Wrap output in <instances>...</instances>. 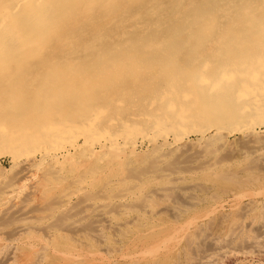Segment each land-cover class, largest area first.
I'll return each mask as SVG.
<instances>
[{"label": "bare ground", "instance_id": "bare-ground-1", "mask_svg": "<svg viewBox=\"0 0 264 264\" xmlns=\"http://www.w3.org/2000/svg\"><path fill=\"white\" fill-rule=\"evenodd\" d=\"M137 1L139 0H0V98H7L8 101L7 107L4 106L7 108L4 111H8L6 112L7 116L0 119V155L9 158L10 171L15 173L13 181L7 182L6 180V184L0 182L2 184L0 186V206L5 205V202L13 194L16 195L15 191L22 186L27 178H31L35 179L32 182H35L37 193H39L38 201L42 207L44 204L50 203L46 209L39 205V212L43 214L39 213L42 216L41 218L38 216L40 222L47 223L56 214L61 212L67 214L72 208L78 207L77 210L75 209L76 212L72 211L74 214L71 216L76 218L78 214L87 213L85 214L87 217L88 213H94L100 222L110 225L116 218L119 220L118 217L124 218L135 213L137 216H141L149 213V211L148 213L147 210L145 211L144 207L139 210L141 207L133 206L135 205L133 202L135 203L139 198L142 201L146 196H142L140 193L144 179L146 182L155 179L179 182L184 179L182 176H184L185 170L181 169L182 166L178 170H174L175 168L171 169L167 164L173 154H175L174 158L176 155L181 156L175 152L179 149L182 150L187 145L186 140L189 136H194L198 145L204 141L206 145L201 142L204 144L203 146H208L211 140L222 144L226 137L235 136L244 140L247 135L249 137L251 136L249 134L252 133L258 140L255 141L253 138L252 141L251 136L249 142L252 141L253 145L250 144V146L245 142L248 139H245L242 146H245L246 143L249 146L248 150L239 148L238 144L236 147L245 151L240 155H244L246 158L253 157L255 160L254 158L264 157V137H262L264 134H259V130H264V0H225V4L219 7H215L212 3L204 6L194 3L195 8L187 19L182 20L183 24L179 23L172 27L171 32L168 33L170 41L165 44L137 42L139 38L135 39V42L131 40L124 42L123 37L120 36L132 28L138 30V37L145 35V30L141 27L144 24L140 25L136 20L137 13H133L135 15H125L124 13L128 6L130 7ZM212 7L215 9L212 10ZM140 11L142 12L143 9ZM118 15L121 17L118 18ZM174 17L172 16V18ZM84 22L90 27L89 33L92 35L91 40H94V44L103 43L105 37L102 33L105 34L111 29L120 27L119 29L123 32L119 35L120 37L118 36L119 41L114 46L118 52L105 54L96 50L99 53H95L92 50L93 42H90L91 44H76V34L79 33V28ZM165 22L167 21L165 20ZM98 23L102 28L101 32L95 30ZM158 25L159 23L156 25L157 27L154 26L155 30L159 29ZM66 31L69 35L66 34ZM179 37H187L192 43L184 44L179 40ZM114 38L116 39L117 35ZM203 38L205 39L203 44L193 42ZM111 46L113 47V45ZM59 47L64 52L63 55L66 56L64 60H60L62 62L54 59V55L59 52ZM191 48L197 49V55L193 59H188L185 56V50ZM136 51L142 52V54L135 55L138 54ZM161 51L162 55H154ZM231 53L236 55L231 63L234 65L233 68L228 67L217 75H211L218 66L220 54L223 56V54L230 55ZM82 54L85 55L84 65L82 61H77V56ZM49 56L50 58H48ZM37 59L41 61L38 62L41 63L40 68L27 73L28 69L34 67L29 62H34ZM5 72L7 73L4 74ZM7 74H9L8 78L6 77L7 79L4 80ZM22 98H26V100L27 98H41L39 111L42 114L38 116L39 114L26 112L21 108L23 104L19 103L20 100H23ZM124 98H140L137 104L133 102L137 105L138 112L133 113L127 121L114 119L111 112L122 108L123 103L126 102ZM136 105L133 106L136 107ZM67 112L72 114L67 115ZM242 139L240 140L243 142ZM143 146L146 147L145 150ZM188 150L183 149L181 154L188 153ZM196 150L201 151L200 147ZM208 153H204V155H208ZM141 157L153 159L155 163L149 162L157 164L155 172V169L149 168L151 165L145 168L143 179L137 177V173L136 176H133L134 172H130L141 165L140 162L144 160H141ZM189 160L193 161V159ZM213 160L209 161L213 162ZM188 161L185 163H189ZM172 162H174L173 158ZM213 165H215L214 162ZM166 166L170 168L167 169ZM204 168L201 165L200 169ZM220 170H218L219 173ZM127 172H130L132 176ZM141 172L138 176L141 175ZM6 175L7 173L0 172V179L6 178ZM91 175H96L100 180L103 175L107 176V178L105 177L106 181L110 186L114 184L117 192L111 191L113 196L106 194L113 187L110 189L106 183L107 189L108 187L109 189L105 191V180L100 182L94 180L93 183ZM24 186L26 187V185ZM187 187L186 189H189ZM168 188L162 190L168 191ZM144 190L146 189L143 188ZM155 190L152 192H156ZM182 191H184L183 188ZM150 192L147 195H151ZM21 194L23 193L21 192ZM182 195L184 196V194ZM14 197L11 198L14 199ZM130 203L132 207L129 205ZM13 204L8 205L13 206ZM20 204L17 205L19 209L22 206ZM24 206L26 208V205ZM129 206L130 208L127 209ZM10 209L12 208L10 207ZM114 211L116 213L112 216ZM26 212L29 214L30 211ZM72 212L70 211V213ZM21 218L19 219L21 220ZM10 220L9 222H11ZM24 221L23 224H26L25 219ZM36 221H39L37 217ZM52 221L50 222L53 223ZM231 224L233 223L231 222ZM96 226L97 229L98 227L102 228V226ZM122 227L123 222L119 221V224L117 223L112 230H119ZM186 227L185 230H187ZM52 228L54 227L52 226ZM57 228L58 226L52 230L53 237H62V235L64 237L67 235V230H74L73 233H76L75 230L78 229L75 222L67 229ZM100 229L96 231L100 233ZM262 231L264 232V229ZM262 231H256L259 233L254 238L255 241L252 242V246L257 244L256 247L254 246L256 251L250 249V252V246L245 252L239 249L238 252L245 255V258L242 259L234 258L235 255L231 256L232 253L225 254L222 264H253L254 262L264 264V241L259 242L262 240L263 235L260 236ZM18 233L27 237L33 235L34 232L32 228L23 227ZM224 235H228L232 241L237 239L235 234L226 233ZM51 236L49 235V237ZM226 246L228 245L226 244ZM243 246L246 248L245 244ZM226 249L228 250L229 247ZM214 250L212 251L214 252ZM220 255L222 256V253ZM209 256L208 258H211ZM219 258L221 259V257ZM199 263L201 264V262Z\"/></svg>", "mask_w": 264, "mask_h": 264}, {"label": "rangeland", "instance_id": "rangeland-1", "mask_svg": "<svg viewBox=\"0 0 264 264\" xmlns=\"http://www.w3.org/2000/svg\"><path fill=\"white\" fill-rule=\"evenodd\" d=\"M154 1H155V3H154L155 5L153 4ZM187 1L188 0H185L183 2H179L178 0H162V1L161 0H157V1L156 0H153V1L152 0H145V1L139 0V1H137V3L130 5V7L128 6L130 9L127 7L128 9L126 8L124 10L125 15H128V14L135 15L137 13L135 16V17H137L136 20H138V23L140 25L144 24L143 26H141L145 30L144 31V33H145L144 37L142 35H139L140 37H138L139 32L137 29H134V28H132V29L126 31V33L124 32L122 34L123 31L121 32V29H119L120 28L119 27V28H116L117 30L114 28V29H111L109 32H106L105 34L102 33L105 37V39L103 38L104 39L103 43H95L94 44V42H93L94 40L93 41L91 40L92 35L89 33L90 27H88L87 23L84 22L83 25L80 26V28H79L80 29L79 33L76 34L77 37H75V43L76 44L79 43L80 45H82L83 43L91 44L93 42L92 43V47H93L92 50L95 53L98 51L99 52L102 51L105 54H107V53L112 54L114 52H118V51H116L117 49H115L114 46H115L116 42L119 41L118 38L120 36L123 37L124 42L129 41V40H131L132 42H135V39L138 40V38H139V40L137 42H143L144 41L146 43L150 42V43H154V44H165V43H168L170 41V38H169L170 34H168V33L171 32L172 27L176 24H179V23L181 25L183 24L182 20L187 19L189 17V15L191 14L192 10L195 8V6H193L194 3L198 4V5H202V6H204L205 4L207 5L209 3H212L215 7H219V6H222L223 4H225V0H189L188 2ZM141 5H142V7H141ZM137 6H140V7H137ZM178 6H180V7H178ZM215 7H212L211 9L213 10V9H215ZM177 8H178V10H177ZM139 9L140 10L143 9V11L141 12ZM157 10H159L160 12ZM133 13H135V14H133ZM138 13H139V15H138ZM178 13L179 14L181 13L182 15L181 14L179 15ZM186 13H187V15H186ZM159 16H161L160 17L161 19L158 18ZM162 16H163V18H162ZM172 16L173 17L175 16V17L172 18ZM120 17L121 16L118 15V18H120ZM164 17H165V19H164ZM176 17H178V18H176ZM165 20L168 22V24H167V22H165ZM171 21H173V23H171ZM158 23H159V25H158L159 29L155 30L154 26L157 27L156 25ZM169 23H171V24H169ZM153 24H155V25L153 26ZM146 25H147V27H146ZM97 26L99 27L100 24L98 23ZM97 26H96L95 30H97V32H101L102 28L99 27V29H97L98 28ZM81 28H83V29H81ZM151 30H153V31H151ZM111 31L113 32V34ZM117 31H120V32H117ZM155 31H157V32H155ZM150 33H151V35H150ZM156 33L160 36H158ZM163 33H164V35H163ZM66 34L69 35V33L67 31H66ZM120 34H122V35H120ZM130 34L132 36L133 35L134 36L132 37ZM115 35H117L116 39L114 38ZM129 35H130V37H129ZM153 36H155V37H153ZM185 36H186V34H185ZM107 37H108V39H107ZM126 38H128V39H126ZM200 39H201V37H200ZM179 40L181 42H184V44L186 42L192 43V41L188 40L187 37H179ZM204 41H205V39L203 38L202 40L193 41V42H200L203 44ZM111 45H113V47ZM58 50H59V52L57 53V55H54V59H56L57 61L58 60L60 61L61 59L64 60L66 58L65 54L63 55L64 52L61 51L60 47L58 48ZM90 50H91V48H90ZM96 50H98V51H96ZM112 50H114V51H112ZM138 51H136V52H138ZM185 51H186L185 56H187L188 59H190V58L193 59L197 55V49L196 48H191L188 50L186 49ZM141 54H142V52H138V54L136 53L135 55L140 56ZM159 54L162 55V51L158 52L154 55H159ZM114 55H116V54H114ZM143 55H146V54L143 53ZM221 56L222 55L220 54V58H219V61L217 63L218 66L211 73V75H213V76L217 75L222 70L228 69V67L233 68V66H234L231 63L233 61L232 59L236 56L235 54L234 55L232 53L230 55L223 54L222 59H221ZM51 57H52L51 59H53V56H51ZM84 57H85L84 54L78 55L77 61H82L83 65H84L85 64ZM48 58H50V56ZM36 61L29 62V63H32V65H34L35 68L32 66L30 69L27 70V73H29L30 71H34L35 69L37 70L40 68L41 63H38V62H41V61L38 59ZM60 62H62V61H60ZM6 73L7 72H5L4 74H6ZM8 75L9 74H7L4 77V80L8 78ZM22 99L23 100H20L19 103L23 104L21 108L25 109L26 112H31V113L33 112L35 114H39L38 116H40V114H42L39 111L41 98H38V99L37 98H27V100H26V98L25 99L22 98ZM35 99H37V100H35ZM124 99H126V102L123 103L122 108H119L118 110H116L114 112H111L113 114L112 117L114 119H124L127 121V119H129V117L133 113L138 112V107L136 104L140 98H124ZM142 99H145V98H142ZM4 100H5V102H4ZM133 102H136V104ZM1 103H3V104H1ZM33 103H35V105H33ZM7 105H8L7 98H0V106H1L0 107V113L4 114V115L0 114V119L3 116H7L6 112H8V111H4V109L7 110V108H4V106L7 107ZM133 105H136V107H134ZM70 114H72V113H70ZM70 114L67 112V115H70ZM66 120L69 121L67 118H66ZM259 131H260L259 132L260 135L264 134L263 129H261ZM249 135L252 136V139H251V136L248 137V135H247L246 136L247 138H244V140L242 138H238L235 136L226 137L225 139H227V140L224 139L223 141H225V142L222 144L220 142H217L216 140L215 141L211 140L210 142L208 141L210 143V145L213 147H211L208 144H207L208 146H203L206 143V142L204 143V141L203 142L201 141L204 144H202L200 142V145H198L199 143H196L197 139L194 136H189L186 140L187 145H185V147L183 148L184 150H188V148H189V150L187 151L188 153L181 154V152H183V149L182 150L179 149V151H176L175 153L180 154L181 156L176 155L175 158L177 157L178 159L177 158L175 159L174 158L175 154H173L172 158H173L174 162H172V158H171V159H169L170 162L167 164L168 166L171 167V169H172V167L175 168L174 170H178L182 166L181 169L185 170L184 171L185 174H184V176H182V177H184V179L180 180L179 182H177V181L176 182H174V181L173 182L172 181L167 182L165 180H159V179H155L156 181L158 180L159 182L158 181L156 182L155 180H153V181L148 180L149 182H146V180L144 179L142 181L144 185L141 184L142 187H141L140 193H142V196L146 195L145 196L146 198L144 197L145 200L142 198L143 199L142 201L139 200L141 198L137 199L136 202L138 201L139 203L133 202V204H135L133 206H136L137 208L141 207L139 210L143 209V207H144L145 211L147 210L146 212L148 213V211H149V213L141 215V216L140 215L137 216V213H135V214H132V216L129 215V216L124 217V218H119L118 215L116 214V216L118 217L119 220H117V218H116V220L112 219L113 221L110 224L112 226H110L107 223L100 222V220L98 219V217H96V215H94V213H88L89 216L87 215V217L85 216V214H87V213L78 214V217H76V218L71 216L72 214H74V212H72V211L76 212L78 207L77 208L74 207V208H72V210H69L67 213L68 215L65 213L66 216L63 212L56 214L50 220V221L54 220V221H52L54 224L51 223L50 221H48L47 223H45V221L40 222L41 220L39 219V217L41 218L42 216H40L41 213L39 212V209H40L39 205H41L40 202L38 201V196H39L38 194L39 193H37V187L35 186V182H32L35 179L33 180L31 178H27L25 181L26 183L23 182L22 186L20 187L22 189L19 190L20 189L19 188L18 189L19 191L18 190H16L17 192L15 191L16 195L13 194L11 196L12 198L15 196L14 199H12L10 197L8 199V201L5 202L6 203L5 205L0 206L2 208V209L0 208L1 209V211H0V216H1L0 217V235H1L0 236V264H198L199 262H201V264H209V263L210 264L211 263L212 264H222L223 260H225L223 258V255H225V254L230 255L232 253L231 256H233V254H234L235 255L234 258H236V259L237 258H240V259L245 258V255L240 254L238 251H240V250H242L244 252L248 251L246 249L249 246H250L249 251H250V249H252L251 251H253V250L256 251L257 249L254 248V246L257 244H254V246H252V242L255 241L254 238H256V235H258V233H259L256 231H262L264 229L263 228L264 227V221H263L264 220V205H263L264 204V161H263L264 157L257 158V159L254 158L255 160H253V157L246 158L244 155H240L242 152H245L246 149L248 150V148H249L248 145H250V144L253 145V142H252L253 138H255V141L258 140L254 134L251 133ZM260 135H258V136H260ZM262 137H264V136H262ZM262 137H260V138H262ZM240 139H242L243 142ZM245 139L246 140L248 139V140L245 141ZM250 139L252 141L249 142ZM244 141L247 142L248 145H246V143H245V146L244 145L242 146ZM217 143H218V145H217ZM237 144H238L239 148L242 147L241 149H243L245 151H242L239 148L237 149V147H236ZM195 147H196V149H198L200 147L201 151H199V150L197 151L195 149ZM218 147H220L222 149H219ZM235 147H236V149H235ZM144 148H146V147L143 146V149ZM213 148L215 150V153H214ZM203 149H205L206 151L204 152ZM209 150H210V152H209ZM212 150H213V152H211ZM202 152H204L205 154L209 152L210 154L208 153V155H204V153H202ZM211 153H213V154H211ZM217 153H218V156H216ZM194 154L196 155V157ZM212 155H214V156H212ZM263 155H264V151H263ZM202 156H204V157H202ZM184 157H185V159H184ZM212 157H214L213 159L215 161L219 160V158L221 161L219 160V161H216V163H215V161L213 159H211ZM188 158L193 159V161H195V162H193L192 160H189ZM241 158H243V159L245 158V159L243 160ZM205 159L208 160L207 163H206ZM247 159H249V160H247ZM250 159H252V160H250ZM141 160H143L141 162L139 161L141 165H139L138 168H135L130 172L131 173L134 172V173H132L133 176L137 173V177L143 179V176H144L143 171L145 170V168H147L148 165H151L150 167L149 166L148 167L150 169L153 168V170L155 169L154 170V172H155L157 169V164H151V163H155V160H153V159L141 157ZM176 160H178L180 163L178 164L177 163L178 161H176ZM180 160L182 161L183 164L181 163ZM209 160H211V161L213 160L215 165H213V162H210ZM149 161H151V163ZM187 161L189 163H185ZM201 165H202V168H204L206 166L203 169L204 171L202 169H200ZM168 166H166L167 169L170 168ZM185 166L186 167L188 166V167L186 168ZM189 167L192 169H190ZM222 167H223V169H222ZM141 168H142V170H141ZM149 168L147 169L148 171H149ZM253 168H255V169H253ZM220 169H222V170H220ZM197 170L200 172H198ZM218 170H220V173L218 172ZM189 171H190V173H189ZM0 172L1 173H7L6 178L9 177V174H11L8 179H6V178L0 179V182L2 181L1 182L2 184H3V182H5V184H6V180L8 182L9 180H12L13 178H15L14 177L15 173L10 171V162H9V158L7 156L0 155ZM130 172L129 173L127 172V173L132 176V174H130ZM139 172H141V175L138 176V174H140ZM191 172L194 174L192 175ZM215 172L217 173V175ZM221 174L223 177L220 176ZM185 175H187L188 177L190 176V177L188 178ZM216 176H218V178H216ZM91 177H92L93 183H94V180H95V182H96V180H99L97 182H100L101 180H103V181L105 180L104 186H106V187L104 190L106 191L109 189V187L107 189V185L110 186V184L106 181L107 176L103 175L101 180L98 179L96 177V175L95 176L91 175ZM211 177H212V180H211ZM250 177H252V178H250ZM1 183H0V186L2 185ZM30 183H31V185H30ZM106 183H107V185H106ZM167 184H170V185H167ZM24 185H26L27 188ZM179 186H182V187H179ZM183 186H186V187L188 186L187 188H189L190 190L186 189V187H183ZM167 187H169L168 191H166ZM170 187H172V188H170ZM143 188L146 190L143 191ZM182 188L184 189V191H182ZM26 189H27V191H26ZM110 189L111 190L109 192H106V194L108 193V195L113 196L114 194H111L112 193L111 191H113V193L117 192V191H115L114 184H112L110 186ZM162 189H166V190L164 191ZM178 189H180V190H178ZM152 190H155L156 192H154V191L152 192ZM149 191H151L150 192L151 195H147ZM21 192L23 194H21ZM34 192H36V193H34ZM28 193L31 195V197ZM26 194L28 195V197ZM157 194H158V196H157ZM182 194H184V196ZM94 195H96V193H94ZM16 197H17V199H16ZM25 197H26V199H25ZM146 201H148V202L146 203ZM11 203L12 204L14 203L15 205L13 204V206H10V205H12ZM17 203L18 204L21 203L20 205H22V206L26 205V208L24 206L23 208H25V209H23V208L22 209L24 211L27 209L31 213L29 212V214H28V212H26L27 211L26 210L25 213L23 211V213L21 214V212H22L21 207L22 206L19 209L17 206L18 205ZM140 203H142V204H140ZM8 204H10V205H8ZM35 204H37V205H35ZM49 204L50 203H47L46 205L44 204L43 207L41 205V207L43 209L45 207V209H46ZM129 205L131 206V203ZM6 206H9V207H6ZM14 206H17L16 207L17 209ZM130 206L127 209H129ZM10 207L12 209L9 210ZM117 209H119V208H117ZM34 211H36V212H34ZM70 211L72 213H70ZM19 213H20V215H18ZM115 213H116L115 211L112 212V216ZM24 214H26V215H24ZM90 214H91V216H90ZM15 215H17L18 217L20 216L19 218H21V216H22L21 220ZM41 215H43V214H41ZM133 216L135 219L134 218L132 219ZM36 217H37V220H39V221H36ZM137 217H140V218H137ZM234 217H235V219H234ZM5 218H7L9 220L11 219L10 220L11 222H9V220H7ZM23 218L26 220V224H23V223H25ZM77 219H79V220H77ZM17 220H20V221H17ZM27 220H28V223H27ZM72 221H73V223L75 222V226L78 228L75 230L76 233H73L74 230L73 231L67 230L70 233L67 232L66 236L63 237V235H62V237H60V236L53 237L52 230H55V228L57 226H58L57 229H59V228H61L62 230L67 229L73 224ZM119 221L121 223L123 222L122 229L115 230V231L112 230V228L114 229V227L116 226L117 223L119 224ZM125 221H127V222H125ZM261 221H263V222H261ZM231 222L233 224H231ZM14 223H16V224H14ZM105 224L108 225L109 227L106 226ZM237 224H238V226H237ZM96 225L102 226L101 229L98 227V229H100V233L98 232L99 230L97 229ZM103 225H105V226H103ZM19 226H20V228H19ZM48 226H49V228H48ZM52 226L54 228H52ZM135 226H136V228H135ZM142 226H143V228H142ZM23 227L32 228V231L34 232L33 235H29L27 237H25L26 235H24V234L19 235L18 232L20 231V229H23ZM41 227L43 230L41 229ZM185 227L187 228V230H185ZM230 228H231V230H230ZM261 228H262V230H261ZM35 229H36V231H35ZM37 229L40 231L38 232ZM48 229H50L51 231ZM1 230H2V232H1ZM13 230H14V232H13ZM77 230H79L81 232H79ZM96 230H98V231H96ZM184 231H185V233L183 234ZM232 231H233V233H232ZM243 232H244V234H243ZM16 233H18V234H16ZM226 233H228L229 235L230 234L237 235L236 236L237 239H235V241H232V239L229 238L228 235H224ZM48 234L50 236L51 235L52 236L49 237ZM261 234L263 236L261 237L262 240H259V242L264 241L263 240L264 239L263 238L264 232L262 231L260 233V236H261ZM45 235H46V237H45ZM79 236H81V237H79ZM38 239H39V241H38ZM227 241L232 242V243H229ZM223 243H224V245H223ZM235 243H236V245H235ZM226 244L228 246H226ZM229 244H230V246H229ZM244 244L246 245V248L243 246ZM248 244H250V245H248ZM29 245H31V246H29ZM224 246H225V248H224ZM226 247L227 248L229 247V249L227 250ZM212 250H214V252ZM216 250H217V252H216ZM210 251H211V253H210ZM227 252H229V253H227ZM221 253H222V256L220 255ZM36 255L38 258L36 257ZM211 255L215 256V257L213 258ZM208 256L211 258H208ZM205 257H207L208 259L205 260L204 259ZM219 257H221V259ZM196 260L197 261L201 260V261H198V263H197ZM202 260H203V262H202ZM249 264H252V263H249ZM253 264H256V263L254 262Z\"/></svg>", "mask_w": 264, "mask_h": 264}]
</instances>
